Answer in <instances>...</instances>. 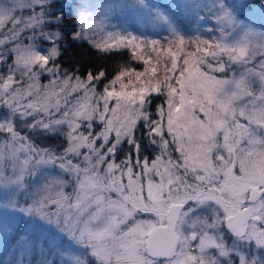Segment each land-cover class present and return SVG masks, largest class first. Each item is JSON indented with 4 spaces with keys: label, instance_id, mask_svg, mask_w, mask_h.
<instances>
[{
    "label": "snow or ice",
    "instance_id": "6c2138e0",
    "mask_svg": "<svg viewBox=\"0 0 264 264\" xmlns=\"http://www.w3.org/2000/svg\"><path fill=\"white\" fill-rule=\"evenodd\" d=\"M0 264H264V0H0Z\"/></svg>",
    "mask_w": 264,
    "mask_h": 264
},
{
    "label": "trees",
    "instance_id": "16d2710c",
    "mask_svg": "<svg viewBox=\"0 0 264 264\" xmlns=\"http://www.w3.org/2000/svg\"><path fill=\"white\" fill-rule=\"evenodd\" d=\"M46 143H48V144H56V143H59V141H47Z\"/></svg>",
    "mask_w": 264,
    "mask_h": 264
},
{
    "label": "rangeland",
    "instance_id": "374dc122",
    "mask_svg": "<svg viewBox=\"0 0 264 264\" xmlns=\"http://www.w3.org/2000/svg\"><path fill=\"white\" fill-rule=\"evenodd\" d=\"M44 83H47V81H43Z\"/></svg>",
    "mask_w": 264,
    "mask_h": 264
}]
</instances>
